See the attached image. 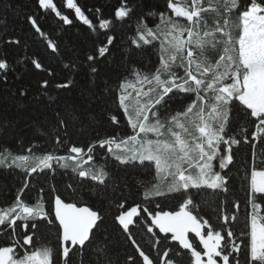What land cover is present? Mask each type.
Wrapping results in <instances>:
<instances>
[{"label":"snow or ice","instance_id":"6c2138e0","mask_svg":"<svg viewBox=\"0 0 264 264\" xmlns=\"http://www.w3.org/2000/svg\"><path fill=\"white\" fill-rule=\"evenodd\" d=\"M38 5L40 9L51 10L65 25L73 23L68 15L58 10L54 0H38ZM66 7L74 11L77 20L96 30L97 26L75 0H66ZM96 11L100 12V9ZM208 13L217 17L211 29L207 25ZM135 14L136 9L129 0H124L115 10L114 18L128 21ZM155 15L154 27L147 23V16L137 17L130 46L141 49L158 41V66L150 73L129 67L127 72L132 79L124 78L117 88L119 106L132 130L131 135L101 139L84 147L73 143L67 148L68 155L51 152L37 155L33 148L27 149L29 155L0 153V166L15 167L26 173L14 202L0 208V229H11L13 237L18 228L26 234L22 244L16 240L11 246L0 247V264H71L73 255H78L80 264H85L86 251L91 253L87 264H118L110 254L109 243L104 239L96 240V232L104 219L99 210L77 201L68 202L60 194L52 197L50 209H46L42 198L35 204L21 199L29 185L27 178L46 170L54 172V164L70 168L81 181L94 182L99 186L96 195L100 198L118 177L105 168L85 167L93 162L97 146L106 149L119 165L154 168L155 182L142 192L145 200L183 194L179 209L173 211H164L159 203L155 205L160 209L157 211L147 206L141 208L140 204L128 208L124 202L118 204L120 209L126 210L119 212L115 221L135 247L142 264H182L185 254L190 257L189 264H233V260L240 264L238 254L242 245L246 248V264H264V215H261V203L257 202L258 197H264V168H257L255 151L264 140V0H248L243 10L240 0H166L165 10ZM233 15L238 22H233ZM29 21L43 37L45 33L37 20L29 17ZM112 23L110 19H99L98 26L107 30ZM233 28L238 30L236 37ZM115 39L114 35L107 36L106 44L97 49L99 57L106 56ZM7 43L19 44V41ZM48 47L52 52L58 51L51 40H48ZM209 47L220 48L214 62L206 55ZM87 60L96 61L97 56L89 55ZM32 64L43 70L38 60H32ZM71 67L65 65V68ZM9 68V62L0 59V72L5 74V79ZM98 71L90 64L91 74H98ZM49 75L53 73L49 71ZM70 83L55 86L64 89L70 87ZM48 87L49 81H43L41 88ZM175 92L191 97L186 107L174 113L162 112L161 109L167 107L166 98L171 99ZM25 94L21 90L20 95ZM234 102L246 110L253 126L250 132L247 128L241 129L245 133L241 138L228 134ZM54 119L55 143L63 144L60 133L67 136V121L59 112ZM111 120L118 123L116 116ZM241 143L250 144L252 148L247 193L251 211L248 213V231L241 233L247 240L241 239L237 243L230 221L235 222L240 204L233 205L231 216L221 209L219 218L223 228L217 230L209 219L194 214L198 206L193 190L219 191L226 196L229 178L223 173L234 162L233 147ZM217 160L219 170L214 163ZM68 187L73 195L79 194L80 189L73 185ZM84 187V184L80 185L81 189ZM52 191L56 192V189L53 187ZM41 223L55 227L57 248L33 247L34 234ZM138 223L144 224L147 232L152 234L153 248L170 239L175 242L176 251L173 253L172 248H168L162 254L157 252L156 260L151 258L137 244L130 230ZM190 233L199 239L202 250L194 246ZM24 245L33 250H25L20 255L17 247ZM126 264H135V257L129 256Z\"/></svg>","mask_w":264,"mask_h":264},{"label":"trees","instance_id":"16d2710c","mask_svg":"<svg viewBox=\"0 0 264 264\" xmlns=\"http://www.w3.org/2000/svg\"><path fill=\"white\" fill-rule=\"evenodd\" d=\"M85 11V14L96 25V30L88 28L75 18V13L67 9L66 0H54L58 10L68 15L73 23L65 25L51 10L39 8L38 0H0V59H6L10 68L6 74L0 72V153L11 152L13 155H29L28 148H33L35 154L51 152L56 155H68L67 148L73 143L84 147L96 143L101 139L115 137L124 138L132 134L123 110L117 99V88L124 79H132L127 69L134 67L143 73H150L158 66V45L154 42L151 46L135 49L130 46L133 38L137 17L147 16V23L154 27L157 20L156 13L165 10L166 0H129L136 9V14L131 20L117 21L114 13L124 0H75ZM248 0H240L241 10L247 7ZM96 9H100L97 12ZM90 10V11H89ZM151 13V15H150ZM29 17L35 18L45 33L42 37L32 27ZM99 19L113 21L109 29H99ZM233 22H238L235 15ZM116 37L109 47L105 57L98 55L97 49L106 44L107 36ZM238 35V30L233 28V36ZM9 40H18L19 44L7 43ZM48 40L57 45V52H52L48 47ZM95 55L97 60L89 62L87 56ZM219 53L210 56V61H215ZM38 60L43 70H38L32 60ZM72 67L65 68V65ZM90 64L98 69V74L89 72ZM49 71L53 75H49ZM49 81L47 89L41 88L43 81ZM71 82L70 87L56 88L57 83ZM21 90L25 95H20ZM186 94L175 92L171 99L166 98L167 107L163 112L174 113L182 110L190 100ZM171 110V111H169ZM59 112L67 121V136L61 132L63 144H56L55 114ZM116 116L118 123L111 120ZM253 130L246 110L238 102L232 107V118L229 123L228 134H235L237 138L245 135L241 129ZM223 147V146H222ZM256 166L264 168V140L256 147ZM252 148L250 144L241 143L233 147L234 162L228 166L223 174L229 178L228 192L213 193L211 190H193L196 205L194 214L209 219L213 226L220 230L223 225L220 220L221 209L229 216L232 215L235 203L240 204L235 222H231L232 231L235 233L237 243L247 237L241 233L248 231L251 206L248 204V180L250 177V162ZM94 160L85 167L105 168L113 172L118 179L109 185L107 193L97 198L99 186L91 181H81L72 170L54 164L55 171H45L28 177L29 185L24 189L22 200L35 204L41 198L46 209H50L52 197L60 194L68 202L77 201L88 204L103 214V221L96 232V240L104 239L109 243L110 254L118 264H126L129 256L135 257V264H142L135 247L126 237L115 216L120 209L118 204L124 202L126 208L140 204L141 208L147 206L152 211H157L156 203L164 211L178 210L183 201V194H170L157 197L154 200H145L142 192L144 188L154 183V168L131 165H119L106 149L98 146L93 152ZM216 170L218 160L215 162ZM26 173L18 168H0V208L7 207L14 202L25 182ZM84 184V188L80 185ZM92 184V187H87ZM69 185L80 189L78 195H73ZM53 187L56 192H53ZM41 189L43 191L41 192ZM261 203V215H264V197H258ZM142 215H146L143 214ZM20 223V222H18ZM150 223V221H149ZM131 232L137 244L150 255L157 259V252L172 248L176 251L175 242L170 239L162 241L161 245L153 248L154 238L148 233L144 224L131 227ZM0 229V247L11 246L16 240L22 239V228L17 229L16 236ZM198 250H202L199 239L194 235L189 237ZM95 243V241H94ZM46 245L58 246L55 227L41 226L34 234L33 247ZM33 247L24 245L17 247V252L23 255L25 250L31 251ZM185 251L186 250H182ZM91 253L85 252L84 260L87 264ZM240 264H246V248L242 245L238 254ZM179 259V258H178ZM190 257L185 254L182 264H189ZM71 264H80L78 255H73ZM233 264L235 261L233 260Z\"/></svg>","mask_w":264,"mask_h":264},{"label":"rangeland","instance_id":"374dc122","mask_svg":"<svg viewBox=\"0 0 264 264\" xmlns=\"http://www.w3.org/2000/svg\"><path fill=\"white\" fill-rule=\"evenodd\" d=\"M206 17H207V25L209 26V29H211V27L214 26L217 17H216V15L214 13H208V14H206ZM217 52L218 53L220 52V48L219 47H217V48L209 47L207 52H206V55H207L208 59L210 60V56L215 54V53H217ZM177 72H182V70L181 69H177ZM169 111H171V110H169ZM167 113H169V112H167ZM0 168H9V167H7L5 165V166H0Z\"/></svg>","mask_w":264,"mask_h":264},{"label":"water","instance_id":"95a60500","mask_svg":"<svg viewBox=\"0 0 264 264\" xmlns=\"http://www.w3.org/2000/svg\"><path fill=\"white\" fill-rule=\"evenodd\" d=\"M157 231H158V230H157ZM192 235H194V234H191V233H190V234H189V237L192 236Z\"/></svg>","mask_w":264,"mask_h":264}]
</instances>
